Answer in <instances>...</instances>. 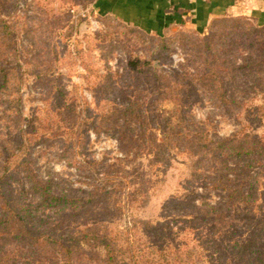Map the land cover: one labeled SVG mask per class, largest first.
<instances>
[{
    "label": "rangeland",
    "instance_id": "obj_1",
    "mask_svg": "<svg viewBox=\"0 0 264 264\" xmlns=\"http://www.w3.org/2000/svg\"><path fill=\"white\" fill-rule=\"evenodd\" d=\"M175 110L174 140L156 145ZM205 136L229 140L225 163L185 152ZM8 157L45 237L58 225L71 244L92 227L127 264L155 263L157 245L181 264H264V25L218 17L157 35L95 0H0V176ZM18 227L7 264H50ZM73 251L106 264L98 243Z\"/></svg>",
    "mask_w": 264,
    "mask_h": 264
},
{
    "label": "trees",
    "instance_id": "obj_2",
    "mask_svg": "<svg viewBox=\"0 0 264 264\" xmlns=\"http://www.w3.org/2000/svg\"><path fill=\"white\" fill-rule=\"evenodd\" d=\"M131 108L133 109L132 105H130V108L128 106L125 109L118 110L116 114H119L120 112L124 117L127 118L129 111L132 110ZM177 111L178 110L170 111V113H168V116L163 117L165 130L162 138L159 139L160 142L155 141L156 145H159V143H164L165 147L168 148V146H170L171 142L174 140L175 136L173 132L175 130H178L181 126L179 124V121L178 123L174 122L175 114L177 113ZM201 134H203V131ZM193 140H195L196 142H189L190 146L192 147H190V149L185 152L190 155L197 154L196 160L194 162L195 164H199L205 161L207 162L209 160L216 162V159L219 158L220 163L226 162L228 151L225 150L228 149L227 143L229 142V140L220 138L214 140L207 136L199 139L198 137H195ZM194 148H196L197 151H194ZM235 149L239 151L238 156H242V152L244 151L243 147H235ZM14 156H16L15 159L18 158V156H20V153ZM10 167V158L8 157L5 161L4 172L0 176V264H7L9 259V257L5 255L6 253L3 250L5 240H7V235H15V232L19 229V225H25L26 229L24 228L22 229V231L27 233L33 243L36 244L37 248L42 253V258L47 254H52V261L48 259V262H50V264H73V249L77 246H80V243L83 241L95 242L102 245L104 247V250L106 251V264H127L119 259V248L114 245L115 238L104 233L96 235L94 233V230H91L92 227L85 229L79 228L77 229L76 233L70 234L69 239L72 242L71 244L67 241H64L65 239H63L56 233L58 225L56 228H54V230H49V232L45 234V237L43 235L44 230H42L38 223V218H36L37 216L31 211H26L25 208L19 207V193L16 194L14 189L10 185ZM197 170L199 171L200 168L198 167ZM207 170L209 169H203L202 176L205 179H208V177L210 176H204V172L210 174L209 172H207ZM196 175H198L197 171L193 174V180L197 179ZM227 181H230V179L227 178ZM24 190L25 189L22 190L23 193ZM63 198L64 197L59 196H48L44 200H49L51 203L55 202V204H61L67 201ZM76 201L79 202V200ZM77 205L79 208H81L79 204ZM156 247L158 248L156 249L158 252L156 258L157 260L152 264H181L180 262H177V260L173 256H171L172 254L170 253V251L163 250V247L161 245H157ZM174 253L177 254L175 251ZM180 260L181 259H179V261Z\"/></svg>",
    "mask_w": 264,
    "mask_h": 264
},
{
    "label": "crops",
    "instance_id": "obj_3",
    "mask_svg": "<svg viewBox=\"0 0 264 264\" xmlns=\"http://www.w3.org/2000/svg\"><path fill=\"white\" fill-rule=\"evenodd\" d=\"M95 9L157 35L182 25L202 30L218 17H247L264 25V0H95Z\"/></svg>",
    "mask_w": 264,
    "mask_h": 264
}]
</instances>
